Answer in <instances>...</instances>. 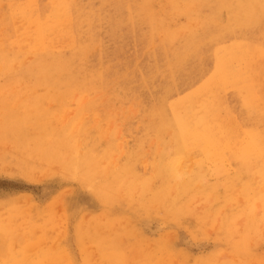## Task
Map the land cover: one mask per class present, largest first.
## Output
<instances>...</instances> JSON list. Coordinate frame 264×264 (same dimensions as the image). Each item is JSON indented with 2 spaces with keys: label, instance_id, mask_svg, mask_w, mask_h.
Listing matches in <instances>:
<instances>
[{
  "label": "rangeland",
  "instance_id": "1",
  "mask_svg": "<svg viewBox=\"0 0 264 264\" xmlns=\"http://www.w3.org/2000/svg\"><path fill=\"white\" fill-rule=\"evenodd\" d=\"M0 47V264H264V0H0Z\"/></svg>",
  "mask_w": 264,
  "mask_h": 264
},
{
  "label": "bare ground",
  "instance_id": "2",
  "mask_svg": "<svg viewBox=\"0 0 264 264\" xmlns=\"http://www.w3.org/2000/svg\"><path fill=\"white\" fill-rule=\"evenodd\" d=\"M53 3H54V2H53ZM27 6H28V5H27ZM55 7H56V5H55ZM61 8H62V7H61ZM57 10H58V8H57ZM59 10H60V9H59ZM26 11H27V9H26ZM66 11H67V10H66ZM66 11H65V9H64V12H66ZM58 13H59V11H58ZM60 13H61V12H60ZM62 13H63V12H62ZM60 15H61V14H60ZM42 16H43V15H42ZM64 16H65V15H64ZM64 16H63V17H64ZM23 17H25V16H23ZM59 17H60V16H59ZM68 17L70 18V16H68ZM52 18H53V17H52ZM65 18H66V16H65ZM69 18H67V20H68ZM28 19L30 20L31 18H28ZM54 19H55V18H54ZM29 20H28V21H29ZM49 20H50V19H49ZM55 20H56V19H55ZM55 20H54V21H55ZM62 20H63V19H62ZM18 21H20V20H18ZM26 21H27V20H26ZM45 21H48V19L46 20V18H45ZM57 21H58V20H57ZM52 22H53V21H52ZM58 22H59V21H58ZM61 22H62V21H61ZM64 22H65V21H64ZM20 23H21V22H20ZM22 23H23V22H22ZM28 23H29V22H28ZM41 23H42V21H41ZM44 23H46V22H44ZM44 23H43V24H44ZM55 23H56V22H55ZM67 23H69V22H67ZM18 24H19V22L17 23V25H18ZM25 24H26V23H25ZM25 24L23 23L24 26H25ZM56 24H57V23H56ZM59 24H60V23H58V25H59ZM63 24H65V23H63ZM41 25H42V24H41ZM48 25H49V24H48ZM66 25H67V24H66ZM32 26L34 27V25H32ZM45 26H46V25H45ZM49 26H50V25H49ZM63 26H64V25H63ZM67 26H71V25H67ZM23 28H24V27H23ZM28 28H29V27L27 26V29H28ZM34 28H35V27H34ZM62 28H63V27H62ZM67 28H68V27H67ZM1 30H2V29H1ZM19 30H20V29H19ZM41 30H42V29H41ZM53 30H54V28H53ZM21 31H22V30H21ZM32 31H33V28H32ZM22 32H24V31H22ZM25 32H26V31H25ZM70 32H71V30H70ZM18 33H19V32H18ZM18 33H17V34H18ZM47 33H48V32H47ZM65 33H66V32H65ZM21 34H22V33H21ZM26 34H27V33H26ZM26 34L23 33V35H25V36H26ZM48 34H49V33H48ZM50 34H51V33H50ZM57 34H58V33H57ZM36 35H37V33H36ZM62 35H63V34H62ZM68 35H69V34H68ZM72 35H73V34H72ZM20 36H21V35H20ZM48 36H49V35H48ZM59 36H60V35H59ZM69 36H70V35H69ZM55 37H56V36H55ZM22 38H24V37H22ZM44 38H45V37H44ZM46 38H47V37H46ZM66 38H68V37H66ZM59 39H61L60 41L63 42L62 38H59ZM70 39H73V38L70 37ZM70 39H69V40L67 39V41H70ZM19 40H20V39H19ZM35 40H36V39H35ZM64 40H65V38H64ZM44 41H45V39H44ZM73 41H74V40H73ZM46 42H47V41H46ZM56 42H57V41H56ZM71 42H72V40H71ZM242 42H243V41H242ZM36 43H37V42H35V44H36ZM53 43H54V42H53ZM238 43H239V42H238ZM245 43H246V42H245ZM245 43H244V44H245ZM35 44H34V46H35ZM48 44H49V43H48ZM71 44H73V43H71ZM240 44H241V42H240ZM244 44H243V45H244ZM40 45H41V44H40ZM49 45H51V44H49ZM54 45H55V44H54ZM57 45H58V44H57ZM66 45H67V44H66ZM231 45H232V44H231ZM243 45H242V46H243ZM2 46H3V45H2ZM55 46H56V45H55ZM62 46L65 47V45H63V44H62ZM70 46H72V45H70ZM234 46H235V45H234ZM236 46H238L237 43H236ZM236 46H235V47H236ZM48 47H49V46H48ZM51 47H52V46H51ZM240 47H241V46H240ZM248 47H249V46H248ZM0 48H1V47H0ZM39 48H40V47H39ZM242 48H244V47H242ZM256 48H257V47H256ZM227 49H228V48H227ZM244 49H245V48H244ZM244 49H243V50H244ZM257 49H258V48H257ZM243 50L241 51L242 53H243ZM250 50H252V48H251ZM254 51H255V50H254ZM236 52H237V54H238V51H236ZM244 52H245V51H244ZM250 52H251V51H250ZM252 52H253V51H252ZM256 52H258V51L256 50ZM230 53H232V52H230ZM237 54H235V55H237ZM256 54H257V53H256ZM228 55H229V53H228ZM228 55L226 56L227 58H228ZM232 55H233V54H232ZM241 55H242V54H241ZM241 55H240V56H241ZM246 55H247V53H246ZM230 56H231V55H230ZM257 56H258V54H257ZM232 57H233V56H231V60H233ZM247 57H248V56H247ZM250 57H251V56H250ZM254 57H255V55H254ZM217 58H218V57H217ZM221 59H222V58H221ZM229 59H230V58H229ZM248 59H249V58H248ZM256 59H257V57H256ZM218 60H220V59L218 58ZM218 60H217V61H218ZM225 60H226V59H225ZM235 60H237V59H235ZM253 60H254V59H253ZM258 60H259V59H258ZM223 61H224V60H223ZM250 61H251V58H250ZM261 61H262V60H261ZM263 61H264V60H263ZM263 61H262V64H264ZM225 62H226V61H225ZM251 62H252V61H251ZM256 62H257V61H256ZM220 63H222V62H220ZM226 63L228 64V62H226ZM254 63H255V62H254ZM255 64H256V63H255ZM262 64H261V65H262ZM259 65H260V64H259ZM228 66H229V65H228ZM247 66H249V65H247ZM239 67H240V66H239ZM256 67H257V66H256ZM263 67H264V66H263ZM216 68H217V67H216ZM244 68H245V67H244ZM259 68H260V67H259ZM242 69H243V68H242ZM254 69H255V68H254ZM231 70H232V69H231ZM256 70H257V69H256ZM219 71H221V70H219ZM235 71L237 72V70H235ZM232 72H233V71H232ZM218 73H219L220 75L222 74V73H220V72H218ZM226 73H227V72H226ZM223 74H224V73H223ZM213 75H214V74H213ZM217 75H218V74H217ZM220 75H219V77H221ZM236 75H237V74H236ZM222 76H223V75H222ZM224 76H225V75H224ZM212 77H213V76H212ZM215 77H216V76H215ZM221 78H222V77H221ZM216 79H217V78H216ZM216 79H215V80H216ZM234 80H235V79H234ZM218 81H219V80H218ZM216 82H217V80H216ZM230 82H231V81H230ZM230 82H228V83H230ZM218 83H219V82H218ZM205 84H206V82H205ZM208 84H210V83H208ZM208 84H206V85H208ZM214 85H215V84H214ZM204 86H205V85H204ZM204 86H203V87H204ZM221 87H222V86H221ZM223 87H224V86H223ZM208 88H209V87H208ZM214 88H215V87H214ZM216 88H217V87H216ZM216 88H215V89H216ZM212 89H213V87H212ZM220 89H221V88H220ZM203 90H204V89H203ZM213 90H214V89H213ZM205 91H206V90H205ZM208 91H210V89H209ZM215 91H216V90H214V91H212V92L215 93ZM220 91H221V90H220ZM206 92H207V91H206ZM207 93L209 94V92H207ZM210 93H211V92H210ZM215 94H216V93H215ZM215 94H214V95H215ZM206 95H207V94L203 95L204 98H205ZM190 96H191V95H190ZM217 96H218V92H217V94H216V97H217ZM193 97H196V96H193ZM207 97H208V96H207ZM207 97H206V98H207ZM216 97H215V98H216ZM211 98H212V97H211ZM190 99H191V98H190ZM191 100H192V99H191ZM217 100H218V98H217ZM187 101H188V99H187ZM189 101H190V100H189ZM189 101H188V102H189ZM215 101H216V100H215ZM181 102H182V99H181ZM216 102H217V101H216ZM175 103H176V102H175ZM184 103H185V102H184ZM212 103H213V105H214V102H213V101H212ZM185 105H187V104H185ZM211 105H212V104H211ZM181 106H182V105H181ZM195 106H196V105H195ZM176 107H177V106H176ZM176 110H177V109H176ZM176 110H175V111H176ZM178 110H179V109H178ZM180 110H181V109H180ZM182 110H183V109H182ZM189 110H190V108H189ZM214 110H215V109H214ZM190 111H191V110H190ZM209 111H210V110H209ZM228 111H229V110H228ZM172 112H174V110H173ZM177 112H178V111H177ZM186 112H187V111H186ZM188 112H189V111H188ZM178 113H179V112H178ZM178 113H177V114H178ZM182 113H183V112H182ZM174 114H175V112H174ZM177 114H176V115H177ZM70 115H71V114H70ZM182 115H183V114H182ZM182 115H181V116H182ZM186 115H187V113H186ZM217 115H218V113H217ZM229 115H230V113H228V116H229ZM184 116H185V115H184ZM214 116H216V114H214ZM67 117H70V116H67ZM178 118H180V117H178ZM189 118H191V117L189 116ZM230 118H231V117H230ZM191 119H192V118H191ZM207 119H208V118H207ZM231 119H233V118H231ZM231 119H229V124H230V125H231V123H230ZM67 120H68V119H67ZM179 120H180V119H179ZM186 120H187V119H186ZM208 120H210V117H209ZM233 120H234V119H233ZM233 120H232V121H233ZM63 121H64V120H63ZM182 121H183V120H182ZM192 121H193V120H192ZM232 121H231V122H232ZM185 122H186V121H185ZM185 122H184V123H185ZM187 122H188V120H187ZM189 122H191V120H190ZM189 122H188V123H189ZM219 122L221 123V120H220ZM62 123H63V122H62ZM188 123H187L186 125L189 126V124H191V123H189V124H188ZM214 123H216V122H214ZM223 123H224V122H222V124H223ZM233 123H234V121H233ZM222 124H220V125H222ZM226 124H227V123L225 122V123L223 124L224 126H221V127H225ZM110 125H111V124H110ZM96 126H97V125H96ZM228 126H229V125H228ZM228 126H226V127L229 128L231 131H228L229 129L227 130V131H228V132H227V136H228V135L232 132V130L234 129V128H233L234 125H232L231 127H228ZM184 127H185V126H184ZM200 127H201V126H200ZM209 127H210V126H209ZM212 127H214V125L211 126V128H212ZM234 127H235V126H234ZM191 128H192V127H191ZM191 128L188 129V130H192ZM232 128H233V129H232ZM235 128H236V127H235ZM216 129H217V128H216ZM188 130H187V127L184 128V134H185V137H187V139H189V140L197 141V139H199L198 136L195 135V134H191V135H190V134L188 133ZM194 130H195V129H194ZM99 131H100V130H99ZM209 131H210V130H209ZM233 131H234V130H233ZM198 132H200V131H198ZM205 132H206V131H205ZM216 132H218V131H216ZM200 133H201V132H200ZM202 133H204V132H202ZM228 133H229V134H228ZM233 133H234V132H233ZM207 134H208V133H207ZM207 134H206V135H207ZM214 134L217 135V133H214ZM214 134H211V135H214ZM225 134H226V131H225ZM216 135H215V136H216ZM247 135H248V137H251V136H252V135H250V134H247ZM249 135H250V136H249ZM215 136H214V137H215ZM244 136H245V135H244ZM208 137H211V136H207V137H205V139L207 138V139H206L207 141H209V139H210V138L208 139ZM221 137H222V136H221ZM221 137H220V139H219V137H218V139H219V140H223V138H221ZM231 137H233V136H231ZM235 137H236V136H235ZM246 137H247V136H246ZM248 137H247V138H248ZM212 138H213V137H212ZM212 138H211V139H212ZM225 138H226V137H225ZM228 138H229V140L231 139L230 137H228ZM233 138H234V137H233ZM237 138H238V137H237ZM213 139H214V138H213ZM213 139H212V140H213ZM218 139H217V140H218ZM238 139H239V138H238ZM240 139H242L241 136H240ZM212 140H210V141H212ZM214 140H215V139H214ZM242 141H244V140L242 139ZM242 141L240 140L241 143H243ZM215 142H216V144H217V141H216V140H215ZM231 142H232V141H231ZM240 142H236V144H238V143L240 144ZM207 143H209V142H207ZM210 143H211V142H210ZM218 143H219V142H218ZM220 143H221V142H220ZM220 143H219V144H220ZM233 143H234V142H233ZM259 143H260V142H259ZM190 144H191V143H190ZM214 145H215V144H214ZM263 145H264V144H263ZM235 146H236V145H235ZM212 147H213V145H212ZM256 147H257V146H256ZM214 148H216V147H214ZM228 148H229V147H228ZM216 149H217V148H216ZM233 149H234V148H233ZM233 149H232V151H233ZM257 149H258V148H256V150H257ZM219 150H220V149H219ZM224 150H226V149L224 148ZM252 150H253V149H252ZM254 150H255V149H254ZM221 151H222V149H221ZM235 151H236V150H235ZM235 151H234V152H235ZM253 152H254V151H253ZM261 152H262V151H261ZM208 153H209V152H208ZM249 153L251 154V152H249ZM254 153H255V152H254ZM257 153H258V152H257ZM228 154H229V153H228ZM258 154L260 155V151H259ZM224 155H225V154H224ZM233 157H234V155H233ZM247 157H248V156H247ZM248 159H249V158H248ZM188 168H189V167H188ZM180 169H181V167H180ZM180 169H179V170H180ZM191 169H192V168H191ZM234 169H235V168H234ZM182 172H183V171H182ZM190 172H191V170H190ZM262 186H263V184H262ZM238 229H239V228H238ZM35 246H36V245H35ZM35 246H34V247H35ZM30 249H31V248H30ZM25 259H26V258H24V260H25ZM25 261H26V260H25ZM23 263H24V262H23ZM32 264H36V263H32Z\"/></svg>",
  "mask_w": 264,
  "mask_h": 264
}]
</instances>
